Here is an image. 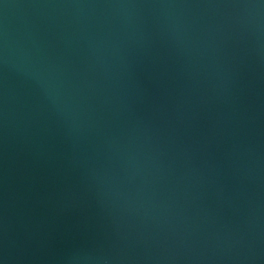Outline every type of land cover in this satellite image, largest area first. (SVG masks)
Wrapping results in <instances>:
<instances>
[{
	"label": "water",
	"instance_id": "1",
	"mask_svg": "<svg viewBox=\"0 0 264 264\" xmlns=\"http://www.w3.org/2000/svg\"><path fill=\"white\" fill-rule=\"evenodd\" d=\"M0 264H264V0H0Z\"/></svg>",
	"mask_w": 264,
	"mask_h": 264
}]
</instances>
